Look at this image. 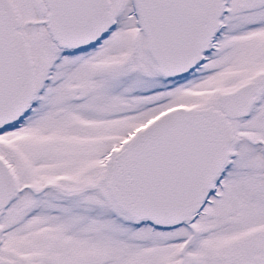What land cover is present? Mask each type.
I'll return each mask as SVG.
<instances>
[{"label": "snow or ice", "instance_id": "snow-or-ice-1", "mask_svg": "<svg viewBox=\"0 0 264 264\" xmlns=\"http://www.w3.org/2000/svg\"><path fill=\"white\" fill-rule=\"evenodd\" d=\"M0 264H264V0H0Z\"/></svg>", "mask_w": 264, "mask_h": 264}]
</instances>
